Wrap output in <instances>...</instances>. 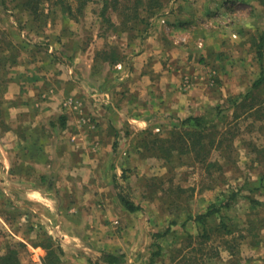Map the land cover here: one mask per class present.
<instances>
[{
    "label": "rangeland",
    "instance_id": "rangeland-1",
    "mask_svg": "<svg viewBox=\"0 0 264 264\" xmlns=\"http://www.w3.org/2000/svg\"><path fill=\"white\" fill-rule=\"evenodd\" d=\"M61 1L42 0L33 12L25 9L23 0H0V70L5 60L21 54L20 49L24 57L41 60H72L86 50L94 60L93 71L101 74L105 62L111 65L102 59L105 52L118 51L122 55L120 61L133 60L154 19L160 20L166 11H173L177 0H163V8L148 19L147 30L145 22H140L143 17L123 24V17L112 8L104 9L103 0H82L81 10L80 0ZM256 1L250 6L238 0L219 2L225 13L219 16V24L237 25L244 32L246 43L253 47L255 60L241 64L247 72V87L235 94L229 92L238 85L229 74L232 60H220L223 63L218 71L206 69L201 85L200 60H192L191 72L184 71L179 76L178 87L183 93L198 88L206 89L212 96L218 94L217 90L226 92L222 102L208 105L200 113L205 115L206 125L200 161L195 153L198 147L195 151L186 150L179 140L191 144L181 122L188 116L179 118L174 113L170 118L158 119L156 127L144 129H138L135 122L131 123L135 127L129 128L126 119L122 132L128 141L104 145L107 155L97 169L101 175L107 169L108 176H96L94 180L97 185L107 183L108 191H101L102 197L94 201L101 213L94 220L99 219L105 231L119 238L117 245L123 250L118 253L122 255L120 264H264V75L259 85L252 88L260 77L261 66L264 74V60L260 64L256 58L257 50L264 58V32L259 31L261 25L257 23L252 30L244 29L247 19L252 21L264 12V0ZM67 4L71 14L66 13ZM139 10L141 16H146L141 7ZM247 91L250 95L245 97ZM232 97L236 98L234 103ZM67 98L73 100L75 108L61 104L77 113L80 130L96 121V109L90 106L86 110L80 100L68 95L63 101ZM217 105L225 116L217 118ZM93 135L98 136L95 131ZM99 148L101 145L95 140L90 146H81L80 151L85 149L97 158ZM120 193L139 209L127 211L119 201ZM232 193L236 196L231 198L229 208L207 217L203 223L192 220L208 204L225 202ZM5 204L2 199L0 256L12 251L19 264H43L45 246H52L54 251L60 248L58 237L52 234L57 227L51 229L42 215L33 219L27 209L25 221L20 220L22 212L8 213ZM84 215L92 217V212ZM33 221L36 226L30 225ZM171 221L175 224L166 236L152 238L153 232L164 230ZM220 221L227 224L226 229L219 226ZM156 243L161 246L160 254L150 262ZM61 255L55 264H63ZM92 255L85 256V264H98L99 257Z\"/></svg>",
    "mask_w": 264,
    "mask_h": 264
},
{
    "label": "crops",
    "instance_id": "crops-1",
    "mask_svg": "<svg viewBox=\"0 0 264 264\" xmlns=\"http://www.w3.org/2000/svg\"><path fill=\"white\" fill-rule=\"evenodd\" d=\"M220 1L177 0L173 11L154 19L133 60L110 66L105 62L101 74L93 71L94 62L86 50L72 60H41L24 57L20 49V57L1 65L0 204L4 199L6 212H22L20 220L25 221L27 209L33 219L42 215L51 229L57 227L52 234L59 239L63 264H85L90 254L98 258L102 252L123 253L119 238L94 220L101 215L94 201L102 197L101 191H108L107 183L97 185L94 178L108 176L107 169L102 175L97 169L107 155L104 145L128 141L122 132L126 119L129 128L135 127L132 122L138 129L151 128L173 113L179 118L195 116L208 105L222 102L226 92L217 90L212 96L204 88L180 90L179 76L191 72L192 60H200V85L206 69L218 71L220 60H232L229 74L238 85L229 92L247 87V72L241 64L255 60L253 47L237 25L219 24V16L225 14ZM238 1L248 6L257 2ZM257 18L247 19L244 29L252 30L257 23L264 32V12ZM66 95L80 100L86 110L96 109V121L80 130L77 113L62 106ZM95 140L102 148L97 158L85 149L80 151ZM89 212L92 217L84 215Z\"/></svg>",
    "mask_w": 264,
    "mask_h": 264
},
{
    "label": "trees",
    "instance_id": "trees-1",
    "mask_svg": "<svg viewBox=\"0 0 264 264\" xmlns=\"http://www.w3.org/2000/svg\"><path fill=\"white\" fill-rule=\"evenodd\" d=\"M259 1V0H258ZM42 0H23L22 5L25 7V9H30L31 11H35L36 9L39 8ZM55 2L63 3L61 0H55ZM103 5L104 9L112 8L117 15L122 16L123 20L122 23L124 22H129L133 20H137L139 17H143L140 19V22H145L144 27L147 28L150 26V22H148L152 16L156 15L158 11H160L163 8V0H103ZM83 7L82 0H80L78 8L81 10ZM140 7L143 9L146 13V16H141L140 12ZM66 13L71 14V6L70 4L66 5ZM110 21V20H109ZM145 30V28L143 29ZM117 51V50H116ZM256 58L257 60L260 61L262 60V53L260 50H257L256 52ZM103 60L105 61H110V64H114L116 61L122 60V55L117 51L115 52L112 50L110 53L105 52L104 56L102 57ZM15 60V59H12ZM93 60V59H92ZM94 62V60H93ZM261 74L260 77L257 78L253 84L252 88H255L256 86L259 85L261 78L263 77V67L261 66ZM250 95V91H247L245 94V97H248ZM235 97H232V103L235 102ZM214 110V109H213ZM216 116L220 115H226L225 113L222 112L220 109V106L217 105L216 108ZM205 115L199 114L196 116L190 115L187 118L181 120L182 125L185 128V133L188 138L191 140V144H188V140H182L179 138V140L182 141V146L186 150H192L195 151L196 148L198 149L195 151L196 153V158L200 161V154L199 150H203V145H202V133L204 129H206L205 124ZM146 132V130L144 131ZM116 144H113V148H115ZM236 194L232 193L229 197L228 200L225 202H219V203H210L207 205L205 211L198 213L196 216L193 217L192 220L203 223L204 219H206L209 216H212L214 214L220 213L222 209H227L231 206V198L235 197ZM119 201L122 204V206L129 212H134L139 209V205L135 204L131 199L126 197L125 194L120 193L118 195ZM222 220V219H221ZM175 224L174 221L169 222L164 230H159L156 232L152 233V238L158 239L161 237L166 236L170 231L172 226ZM221 228L226 229L227 224H225L223 221H220ZM226 233H229L228 230H225ZM48 245L45 246L46 248V254L43 257V264H55L59 260V255L62 254L61 248L56 247V251L52 250L53 247ZM160 249L161 246L156 243V250L152 254V258L150 259V262L153 261V258L157 255L160 254ZM122 259V255L115 253V252H102L101 255L99 256V260L102 261L103 264H120ZM0 264H19L18 258L16 253L12 251H8L6 254L0 256Z\"/></svg>",
    "mask_w": 264,
    "mask_h": 264
},
{
    "label": "built area",
    "instance_id": "built-area-1",
    "mask_svg": "<svg viewBox=\"0 0 264 264\" xmlns=\"http://www.w3.org/2000/svg\"><path fill=\"white\" fill-rule=\"evenodd\" d=\"M186 82H187V80H186ZM184 86L186 87V85H184ZM63 105L64 106H69L71 108H75V105H73V100L71 98L65 99L64 102H63Z\"/></svg>",
    "mask_w": 264,
    "mask_h": 264
}]
</instances>
